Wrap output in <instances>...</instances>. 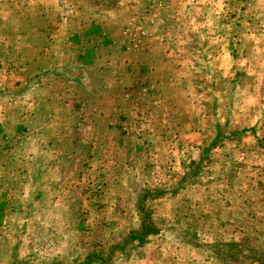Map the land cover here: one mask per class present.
Masks as SVG:
<instances>
[{"label": "rangeland", "instance_id": "obj_1", "mask_svg": "<svg viewBox=\"0 0 264 264\" xmlns=\"http://www.w3.org/2000/svg\"><path fill=\"white\" fill-rule=\"evenodd\" d=\"M0 264H264V0H0Z\"/></svg>", "mask_w": 264, "mask_h": 264}]
</instances>
